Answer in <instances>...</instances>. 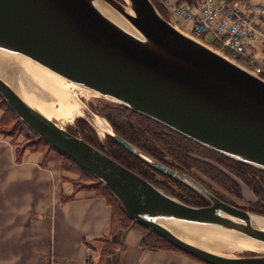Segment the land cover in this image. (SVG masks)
<instances>
[{
    "label": "water",
    "instance_id": "obj_1",
    "mask_svg": "<svg viewBox=\"0 0 264 264\" xmlns=\"http://www.w3.org/2000/svg\"><path fill=\"white\" fill-rule=\"evenodd\" d=\"M102 4L125 24L107 15ZM0 95L50 147L99 179L127 216L208 264H264V215L219 199L113 129L107 135L158 172L208 202L185 203L33 103L19 81L33 64L154 119L236 161L264 170V78L177 29L152 0H0ZM94 121L96 114L73 96ZM174 226L236 234L257 246L246 254L206 249Z\"/></svg>",
    "mask_w": 264,
    "mask_h": 264
},
{
    "label": "crops",
    "instance_id": "obj_2",
    "mask_svg": "<svg viewBox=\"0 0 264 264\" xmlns=\"http://www.w3.org/2000/svg\"><path fill=\"white\" fill-rule=\"evenodd\" d=\"M74 179L57 162L44 164L40 151L18 156L0 134V264H98L106 236L121 244L120 264H206L177 250L142 249L141 233L113 229L107 200L74 192Z\"/></svg>",
    "mask_w": 264,
    "mask_h": 264
},
{
    "label": "trees",
    "instance_id": "obj_3",
    "mask_svg": "<svg viewBox=\"0 0 264 264\" xmlns=\"http://www.w3.org/2000/svg\"><path fill=\"white\" fill-rule=\"evenodd\" d=\"M155 4L160 11V6L157 2H155ZM262 76L264 77V74ZM115 105L117 109H104L103 111L101 110L99 114L103 115L113 129L124 139L162 163L189 174L219 199L264 215L263 169L232 160L219 154L123 104L115 103ZM0 108L3 110V116L0 120V134L7 137L9 141L16 146V153L18 156H20L24 150L40 151L44 164L49 161H54L59 163L63 170L75 174L76 179L72 181L74 192L84 191L104 197L111 207V227L114 229L118 226L124 231L129 229L140 231V247L142 249L154 251L161 249L177 250L183 252L159 234L150 231L128 218L120 203L113 197L101 181L80 168L74 161L50 147L42 138L32 132L9 108L1 95ZM76 121L77 124L74 127L67 128L69 132L82 137L93 146L142 175L155 185L169 191L181 201L192 205L208 204L207 200L191 186L153 169L128 152L109 136H106V140L99 141L93 136L89 124L85 119L78 118ZM20 136L22 139L19 138ZM53 153L64 161V163L56 161V158L51 157L50 154ZM199 175L206 177L216 186L236 197L241 196V183H243L256 196V200L249 202L247 206H240L220 193L213 185L206 182ZM102 239L105 241V245L100 253L98 264H102L106 257H109L108 260H110V264H120L119 251L121 244L117 245L112 243L107 236L102 237ZM185 254L201 261L188 253Z\"/></svg>",
    "mask_w": 264,
    "mask_h": 264
},
{
    "label": "built area",
    "instance_id": "obj_4",
    "mask_svg": "<svg viewBox=\"0 0 264 264\" xmlns=\"http://www.w3.org/2000/svg\"><path fill=\"white\" fill-rule=\"evenodd\" d=\"M176 16L196 36L210 35L232 55L246 58L252 72H264V54L258 51L264 43V0H184Z\"/></svg>",
    "mask_w": 264,
    "mask_h": 264
},
{
    "label": "bare ground",
    "instance_id": "obj_5",
    "mask_svg": "<svg viewBox=\"0 0 264 264\" xmlns=\"http://www.w3.org/2000/svg\"><path fill=\"white\" fill-rule=\"evenodd\" d=\"M102 10L117 20L121 24H125L124 19L116 14L110 8L102 4ZM6 63L0 60V74L5 76L4 73L7 71ZM18 69L19 78L25 86V91L33 103L39 108L41 112L47 116L51 114H60L62 117L66 118L68 113L66 106H71L74 110H78L76 104L78 102L75 100L72 94L69 95L68 86H72L74 90L78 88L86 91L93 92L87 88L81 87L74 83L68 82L69 84H64L59 76L52 74L51 72L44 70L36 65L31 64H20ZM73 91V90H72ZM74 93V92H72ZM73 98V100H72ZM57 100L60 103V108L58 111L54 109L49 101ZM79 105V104H78ZM94 122L99 129H105L106 124L100 117L96 116ZM256 224L264 227V220L256 219ZM174 231L181 234L188 240L206 248L209 250L230 253L235 250L240 249H256L257 246L250 245L246 243L244 238L236 234L220 233L215 231H210L202 228L195 227H184V226H174Z\"/></svg>",
    "mask_w": 264,
    "mask_h": 264
},
{
    "label": "rangeland",
    "instance_id": "obj_6",
    "mask_svg": "<svg viewBox=\"0 0 264 264\" xmlns=\"http://www.w3.org/2000/svg\"><path fill=\"white\" fill-rule=\"evenodd\" d=\"M172 2V4H170L169 2ZM169 2L166 0H153L154 4L155 2H157V4L160 6V13L165 16L167 19H169L178 29H180L181 31H183L184 33H186L187 35H190L194 38H196L197 40L205 43L207 46H209L210 48H212L213 50L227 56L228 58H230L231 60L235 61L236 63H238L239 65L245 67L246 69L250 70L249 66L246 64L247 59H242L241 57H236L234 55H232V53L220 46L219 44L215 43L212 41V38L210 35L207 34H202L201 36H196L193 31L190 29V26H187V28H185L180 21L178 20L179 17L176 16V12H177V5L181 2V0H170ZM171 5V6H170ZM155 6L157 7V5L155 4ZM158 9V8H157ZM159 10V9H158ZM263 21H264V17H263ZM258 50L260 51L261 54H264V43L258 45ZM27 64V63H25ZM32 65V64H31ZM38 66V65H36ZM39 67V66H38ZM42 69H44L43 67H40ZM46 70V69H44ZM48 71V70H47ZM53 74V73H52ZM263 73L258 74L259 76L263 77L262 75ZM55 75V74H54ZM64 84H69L67 80L59 77ZM264 78V77H263ZM22 88H24L25 90V86L23 84V82L21 81V79H19ZM68 90H69V95L75 96L78 99H80L81 102H83V104L93 113H95L98 117H100L101 119H103V121L106 124V128L105 129H99L98 126L96 125V123L87 115V113H85V111L82 109V107H80V105L76 104V107L78 110H74L71 106L67 105L66 106V110H67V117L64 118L62 117L60 114H51L49 115V117L54 120L58 125H60L61 127L67 129L69 127H74L77 124V119L78 118H83L85 119L88 124L89 127L93 133V136H95L99 141H104L106 140V136L107 133L105 132V130L107 129H113V127L110 125V123L103 117V115L99 114V112L104 109H117L115 103L113 100L107 99L101 95H98L94 92H86L80 88H78V90H74V88L72 86H68ZM73 90V91H72ZM74 92V93H72ZM72 96V97H73ZM73 100V98H72ZM74 101V100H73ZM50 105L56 109L58 111V109L60 108V103L57 100H50L49 101ZM16 115V114H15ZM23 122V121H22ZM24 123V122H23ZM28 127V126H27ZM31 130V129H30ZM114 130V129H113ZM32 131V130H31ZM33 132V131H32ZM37 135V134H36ZM20 139L21 136L19 137ZM214 151V150H213ZM216 152V151H215ZM218 153V152H217ZM54 154V153H53ZM50 154L51 157L56 158V161H61L62 163H64V161H62L60 158H58V156H56V154ZM221 154V153H219ZM223 155V154H222ZM225 156V155H224ZM227 157V156H226ZM229 158V157H228ZM231 159V158H230ZM234 160V159H232ZM142 161V160H141ZM210 161V160H209ZM236 161V160H235ZM213 162V161H211ZM145 163V162H144ZM147 164V163H146ZM200 176V175H199ZM159 177V176H157ZM202 177L206 182H208L209 184L213 185V187L215 189H217L220 193L224 194L226 197H228L229 199L233 200L234 202H236V204L240 205V206H247L249 202H252L254 200H256V196L250 191V189L244 185L243 183H241V196L240 197H236L233 195L228 194L226 191H224L223 189H221L220 187L216 186L213 182H211L209 179H207L204 176H200ZM160 178V177H159ZM162 179V178H160ZM99 180V179H98ZM100 181V180H99ZM179 181V180H178ZM182 182V181H180ZM184 183V182H182ZM160 187V186H158ZM162 188V187H160ZM163 190H165L164 188H162ZM167 191V190H165ZM168 193H170L169 191H167ZM172 194V193H170ZM173 195V194H172ZM174 196V195H173ZM176 197V196H175ZM126 213V212H125ZM127 215V214H126ZM262 215V214H261ZM128 217V216H127ZM130 218V217H128ZM131 219V218H130ZM132 220V219H131ZM133 221V220H132ZM135 222V221H133ZM136 223V222H135ZM138 224V223H137ZM140 225V224H139ZM142 226V225H141ZM144 227V226H143ZM146 228V227H145ZM148 229V228H147ZM151 231V230H150ZM140 232V231H139ZM141 233V232H140ZM179 249V248H178ZM231 254H246L248 253V251H246V249H240V250H235L230 252Z\"/></svg>",
    "mask_w": 264,
    "mask_h": 264
}]
</instances>
